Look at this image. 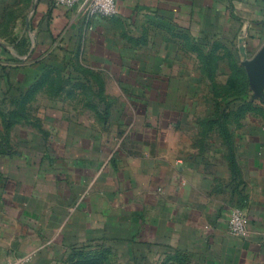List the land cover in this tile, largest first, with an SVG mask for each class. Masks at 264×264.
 Returning a JSON list of instances; mask_svg holds the SVG:
<instances>
[{"label":"crops","instance_id":"0c3cea01","mask_svg":"<svg viewBox=\"0 0 264 264\" xmlns=\"http://www.w3.org/2000/svg\"><path fill=\"white\" fill-rule=\"evenodd\" d=\"M36 7L45 22L69 13L77 31L96 24L52 0ZM117 11L115 20L134 25L169 15L199 34L250 32L251 42L264 43V0H119ZM47 25L36 50L53 39ZM74 42L76 51L47 55L54 66L35 73L10 60L40 65L41 52L22 54L0 38V83L7 84L1 90L23 100L0 106V264L26 254L31 264H75L87 255L175 253L190 264H264V138L230 135L231 151L214 150L209 139L224 136L182 133L175 103L153 108L142 97L144 83L125 84L127 71L107 82L104 72L84 64L82 40ZM138 93L133 107L126 99L114 108L121 95ZM38 94L61 102V115L49 123L33 116ZM137 105L139 118L132 113ZM17 123L36 131L38 147L12 148ZM232 211L247 219V238L230 235Z\"/></svg>","mask_w":264,"mask_h":264},{"label":"rangeland","instance_id":"374dc122","mask_svg":"<svg viewBox=\"0 0 264 264\" xmlns=\"http://www.w3.org/2000/svg\"><path fill=\"white\" fill-rule=\"evenodd\" d=\"M40 1L0 0V38L17 47L16 50L22 54L32 48L41 52L44 58L40 65H26L22 60L11 59L15 68H21L20 65L23 69L33 67L35 73L49 70L54 63L47 59V55L60 54L59 51L71 54L77 50V42H70L79 38L82 40L80 54L84 56V64L104 72L107 82L117 71H127L128 78L124 82L128 87L135 83L147 86L142 96L147 104L152 101L151 106L155 108L160 101L175 103L174 106L180 110L178 118L183 122L182 133L208 138L224 136L223 140L208 141L209 146L217 151L227 150L230 145L226 137L230 135L243 139L246 136L264 138V73L257 65L264 43L257 40L251 42L250 32H236L230 36L199 34L186 28V20L169 15L160 17V20L141 18L135 25L131 19L121 22L115 20L116 17L97 18L91 28L83 29L81 25V30L77 31L79 21L69 13L61 19L49 17L45 22L38 7L34 10ZM46 23L53 39L43 45L46 49L36 50V42L46 39L42 36ZM90 55L99 57L91 59ZM16 75L22 78L21 74ZM27 81L32 82L31 79ZM2 88H7V84L0 83V93ZM109 89L115 90L112 82ZM2 94L0 106L23 101L19 100L22 96L13 90L10 93L3 91ZM139 97V93L128 98L121 95L114 108H119L121 104L125 106L126 99L128 108L133 107L140 102ZM60 104L38 94L30 107L33 116L43 117L49 123L57 118L56 115H61ZM65 106L67 109L70 107ZM138 108L139 105L135 109ZM132 113L135 118L141 114L139 109ZM19 119V115L14 116L13 122ZM21 125L17 123L13 127L10 137L12 148L34 149L33 146L38 145L32 143L37 141L36 131ZM0 137H3L2 132ZM242 146L240 152L244 151ZM75 264H190V259L178 253L162 255L158 259L151 255L97 254L81 256Z\"/></svg>","mask_w":264,"mask_h":264},{"label":"built area","instance_id":"2783aa9c","mask_svg":"<svg viewBox=\"0 0 264 264\" xmlns=\"http://www.w3.org/2000/svg\"><path fill=\"white\" fill-rule=\"evenodd\" d=\"M119 0H52L59 8H77L88 18H112L117 15ZM229 233L232 237L244 239L248 237L247 219L239 211H232L228 219ZM2 264H31V256L28 254L17 256Z\"/></svg>","mask_w":264,"mask_h":264},{"label":"water","instance_id":"95a60500","mask_svg":"<svg viewBox=\"0 0 264 264\" xmlns=\"http://www.w3.org/2000/svg\"><path fill=\"white\" fill-rule=\"evenodd\" d=\"M259 57H260V60L257 63V65L260 68V70H262V72L264 73V46L262 47V51Z\"/></svg>","mask_w":264,"mask_h":264}]
</instances>
